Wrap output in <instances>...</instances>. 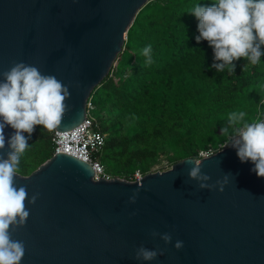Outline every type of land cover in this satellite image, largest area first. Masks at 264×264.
Listing matches in <instances>:
<instances>
[{
	"label": "water",
	"instance_id": "obj_1",
	"mask_svg": "<svg viewBox=\"0 0 264 264\" xmlns=\"http://www.w3.org/2000/svg\"><path fill=\"white\" fill-rule=\"evenodd\" d=\"M147 1L0 0V82L16 64L55 77L68 95L53 130L75 127ZM4 132L0 159L12 151L13 129ZM252 167L229 145L136 181L94 180L88 164L53 153L29 174L14 176L28 193V216L9 230L24 245L19 264H264V178ZM141 247L158 255L137 258Z\"/></svg>",
	"mask_w": 264,
	"mask_h": 264
},
{
	"label": "trees",
	"instance_id": "obj_2",
	"mask_svg": "<svg viewBox=\"0 0 264 264\" xmlns=\"http://www.w3.org/2000/svg\"><path fill=\"white\" fill-rule=\"evenodd\" d=\"M211 3L148 0L127 27L107 74L90 91L87 100L104 135L98 159L111 176L146 173L161 156L170 164L195 158L235 132L239 124H231L229 114L244 111L249 120L264 110V56L256 65L242 58L233 61L232 71L226 65L218 72L213 65L221 62L212 48L196 40L198 22L190 12ZM23 135L27 147L19 154V175L29 174L53 149L52 130L37 125Z\"/></svg>",
	"mask_w": 264,
	"mask_h": 264
},
{
	"label": "clouds",
	"instance_id": "obj_3",
	"mask_svg": "<svg viewBox=\"0 0 264 264\" xmlns=\"http://www.w3.org/2000/svg\"><path fill=\"white\" fill-rule=\"evenodd\" d=\"M190 14L198 22L197 42L206 41L213 50L214 60L221 62L213 65L218 72L226 65L232 71L233 61L242 58L256 65L264 56V0H215L209 5H195ZM149 52L150 46L144 49L145 55ZM3 76L0 82V149L6 143L5 127L13 132L8 139L12 151L8 159H0V264H19L24 256V245L12 239L9 230L17 217L28 216L24 203L28 193L24 187L14 185L19 154L27 147L23 133L31 134L37 125L49 131L55 129L61 122L68 93L55 77L42 75L33 66L16 64ZM245 117L244 111L229 114V122L239 124L233 147L240 161L251 162V171L264 178V118L248 121ZM198 171L194 168L191 175L196 176ZM34 200L35 197L29 202ZM162 239L167 243L171 237L164 234ZM182 245V241H177L174 247L180 249ZM136 255L151 261L158 252L141 247Z\"/></svg>",
	"mask_w": 264,
	"mask_h": 264
},
{
	"label": "built area",
	"instance_id": "obj_4",
	"mask_svg": "<svg viewBox=\"0 0 264 264\" xmlns=\"http://www.w3.org/2000/svg\"><path fill=\"white\" fill-rule=\"evenodd\" d=\"M91 108L90 102L86 100L84 118L78 125L69 130L60 132L52 130V154L64 152L72 155L89 165L93 171L92 179L97 180L101 178L108 180L113 176L104 169L98 159L103 148L104 135L98 130L95 119L88 115ZM256 117L264 118V110L259 111ZM236 139L235 132H233L223 138L215 146L208 145L198 150L194 160L197 162L199 159L212 155L222 148L233 145ZM142 174L140 170L135 169L126 178H118L132 182L140 178Z\"/></svg>",
	"mask_w": 264,
	"mask_h": 264
},
{
	"label": "rangeland",
	"instance_id": "obj_5",
	"mask_svg": "<svg viewBox=\"0 0 264 264\" xmlns=\"http://www.w3.org/2000/svg\"><path fill=\"white\" fill-rule=\"evenodd\" d=\"M263 106H264V103H263ZM94 111H92V109L88 112V115L89 117L91 118H94L95 119V116H94ZM257 116V115H256ZM256 116H253L251 117L248 121H252V120H255L257 117ZM226 136H224L223 138H225ZM171 164L167 161V159L163 156L159 157L158 158V161L154 164H152L148 170L146 172H154V171H160V170H163V169H166V168H169ZM112 175V174H111Z\"/></svg>",
	"mask_w": 264,
	"mask_h": 264
}]
</instances>
